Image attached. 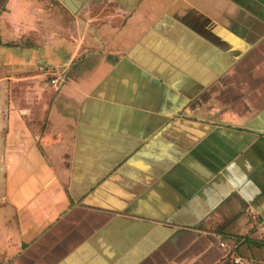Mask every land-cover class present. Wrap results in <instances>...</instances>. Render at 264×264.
I'll return each instance as SVG.
<instances>
[{"label": "crops", "instance_id": "obj_1", "mask_svg": "<svg viewBox=\"0 0 264 264\" xmlns=\"http://www.w3.org/2000/svg\"><path fill=\"white\" fill-rule=\"evenodd\" d=\"M0 264H264V0H9Z\"/></svg>", "mask_w": 264, "mask_h": 264}, {"label": "rangeland", "instance_id": "obj_2", "mask_svg": "<svg viewBox=\"0 0 264 264\" xmlns=\"http://www.w3.org/2000/svg\"><path fill=\"white\" fill-rule=\"evenodd\" d=\"M9 0H0V17L3 14V11L7 8Z\"/></svg>", "mask_w": 264, "mask_h": 264}, {"label": "built area", "instance_id": "obj_3", "mask_svg": "<svg viewBox=\"0 0 264 264\" xmlns=\"http://www.w3.org/2000/svg\"><path fill=\"white\" fill-rule=\"evenodd\" d=\"M53 81L55 82L56 80H53ZM221 245H222L223 247H227V244L224 243V242H222ZM235 261H236L237 263H241L240 258H235Z\"/></svg>", "mask_w": 264, "mask_h": 264}]
</instances>
